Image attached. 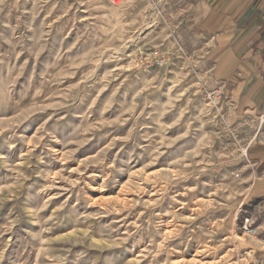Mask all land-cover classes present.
I'll use <instances>...</instances> for the list:
<instances>
[{
  "label": "rangeland",
  "instance_id": "rangeland-1",
  "mask_svg": "<svg viewBox=\"0 0 264 264\" xmlns=\"http://www.w3.org/2000/svg\"><path fill=\"white\" fill-rule=\"evenodd\" d=\"M192 2L0 0V264H262L260 112Z\"/></svg>",
  "mask_w": 264,
  "mask_h": 264
},
{
  "label": "crops",
  "instance_id": "crops-1",
  "mask_svg": "<svg viewBox=\"0 0 264 264\" xmlns=\"http://www.w3.org/2000/svg\"><path fill=\"white\" fill-rule=\"evenodd\" d=\"M187 5L183 25L212 39L219 49L216 77L230 83L234 99L255 105L263 114L264 0H193ZM247 157L250 197L264 213V125Z\"/></svg>",
  "mask_w": 264,
  "mask_h": 264
},
{
  "label": "built area",
  "instance_id": "built-area-1",
  "mask_svg": "<svg viewBox=\"0 0 264 264\" xmlns=\"http://www.w3.org/2000/svg\"><path fill=\"white\" fill-rule=\"evenodd\" d=\"M109 1L112 4H114V5H117L118 4V0H109ZM145 61L147 62L148 69L149 68H152V67H161V66H163L165 64L166 57H165V54L164 53L156 50V51H153V53L151 54V59H147ZM258 119H259V124L262 127L264 125V113L261 114ZM249 223H251V219L250 218H246L244 229L249 234L254 235L256 233V230H253L251 228V225L253 223H251L250 225H249Z\"/></svg>",
  "mask_w": 264,
  "mask_h": 264
},
{
  "label": "bare ground",
  "instance_id": "bare-ground-1",
  "mask_svg": "<svg viewBox=\"0 0 264 264\" xmlns=\"http://www.w3.org/2000/svg\"><path fill=\"white\" fill-rule=\"evenodd\" d=\"M237 237V236H236ZM240 237V236H239Z\"/></svg>",
  "mask_w": 264,
  "mask_h": 264
}]
</instances>
